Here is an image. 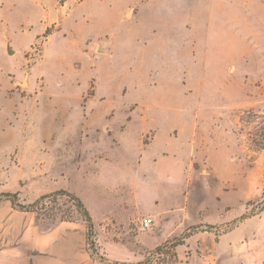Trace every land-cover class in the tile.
<instances>
[{
  "label": "rangeland",
  "instance_id": "rangeland-1",
  "mask_svg": "<svg viewBox=\"0 0 264 264\" xmlns=\"http://www.w3.org/2000/svg\"><path fill=\"white\" fill-rule=\"evenodd\" d=\"M59 190L106 219L102 239H126L113 218L138 234L108 247L125 262L184 227L176 208L210 200L219 211L199 218L216 233L253 217L233 234L246 249L223 240L229 264L261 256L264 0H0V193L32 203ZM154 250L148 264H175Z\"/></svg>",
  "mask_w": 264,
  "mask_h": 264
},
{
  "label": "crops",
  "instance_id": "crops-1",
  "mask_svg": "<svg viewBox=\"0 0 264 264\" xmlns=\"http://www.w3.org/2000/svg\"><path fill=\"white\" fill-rule=\"evenodd\" d=\"M195 129L197 131V128ZM156 135L157 134L155 133L151 143L154 141ZM151 143L146 145V148L150 147ZM180 172L181 170H179V176ZM211 194L213 195V193ZM217 203L218 200L215 202L210 200L208 207L214 212H218L219 208L216 205ZM209 208L206 209L203 203H199L194 206L176 208L177 210L182 209L180 212V223L183 221L184 227L170 239L181 235L189 227L198 225L215 226V229H213L214 231L198 232L187 239L185 245L179 246L176 249L178 259L177 264H229V262H234L238 259L236 256H228L219 253L222 249L223 240L228 235H231L229 237V245L227 249L235 251V248H237L239 244L242 245V235L236 236L233 234H236L241 226L245 224L246 221L249 222L253 217L246 219L244 222L239 224L237 227L230 229L228 232H222V234H219L215 232L217 230L216 226L223 224H209L205 219L201 220L199 218L206 212L205 210L208 211ZM188 211L190 214H188ZM146 215L147 217H152L154 219V226L156 227L163 222L162 219L167 221V216L170 214L168 212L161 215L155 213H147ZM190 215H196L198 217L197 220H193L194 222L188 221V216L190 218ZM91 217L94 223L99 246L105 253L106 260L104 262L96 260L91 255L87 242V227L85 223L61 222L51 230H45L37 223L36 217L33 213L15 210L9 201H0V264H141L145 261V252L156 249L158 246L166 242L163 241L160 245H157L152 249H141L139 247L138 249L134 247L133 251H137L138 254V256H134L135 262H125L118 256H111L110 249L108 247L115 245H127L128 243H130V245L137 243L138 234L135 237H130L129 240L128 230H130V226L128 227L129 229H127L126 226H122V220L113 218L108 220L113 223L114 226V232L112 231L111 233H117L118 229L121 231L125 229L124 237H126V239L116 240V237L108 236L107 238L106 235V239H102V224L106 222V219L98 220L97 222L93 215H91ZM117 227L118 229H116ZM194 240H196V253L188 251L191 249V244ZM137 246H139V244H137ZM242 248L246 249L243 245ZM182 249L183 253H181ZM250 258L249 264H263L264 246L261 256H257L256 253L253 252Z\"/></svg>",
  "mask_w": 264,
  "mask_h": 264
},
{
  "label": "trees",
  "instance_id": "trees-1",
  "mask_svg": "<svg viewBox=\"0 0 264 264\" xmlns=\"http://www.w3.org/2000/svg\"><path fill=\"white\" fill-rule=\"evenodd\" d=\"M9 201L15 210L33 213L36 221H47L48 225L45 230H51L58 223L61 222H83L87 227V242L94 246V241L91 242V237L96 236V231L92 217L85 207L84 203L75 194L65 190H59L53 193L40 196L32 203H25L21 201L20 193L4 192L0 193V201ZM264 211V207L261 212ZM252 217V216H251ZM250 218V215H243L240 218L229 223L226 228L232 229ZM215 229L211 225H198L188 228L183 234L173 239L166 241L164 244L158 246L154 253L155 255H170V260L178 263L176 249L179 246L185 245L186 240L194 234L201 231H211ZM141 264H148L145 260ZM155 264H166L165 259H158ZM264 264V262H263Z\"/></svg>",
  "mask_w": 264,
  "mask_h": 264
},
{
  "label": "built area",
  "instance_id": "built-area-1",
  "mask_svg": "<svg viewBox=\"0 0 264 264\" xmlns=\"http://www.w3.org/2000/svg\"><path fill=\"white\" fill-rule=\"evenodd\" d=\"M155 225V221L153 218L148 217L144 218L142 223H141V228L143 231H150Z\"/></svg>",
  "mask_w": 264,
  "mask_h": 264
},
{
  "label": "water",
  "instance_id": "water-1",
  "mask_svg": "<svg viewBox=\"0 0 264 264\" xmlns=\"http://www.w3.org/2000/svg\"><path fill=\"white\" fill-rule=\"evenodd\" d=\"M8 52H9V54H10V55H12V54H13V52L11 51V49H10V48L8 49Z\"/></svg>",
  "mask_w": 264,
  "mask_h": 264
}]
</instances>
